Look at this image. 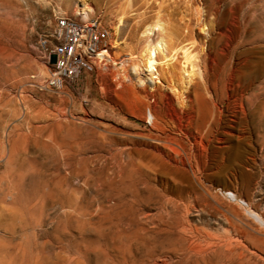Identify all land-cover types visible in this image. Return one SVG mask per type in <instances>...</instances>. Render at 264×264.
Listing matches in <instances>:
<instances>
[{
    "label": "rangeland",
    "instance_id": "374dc122",
    "mask_svg": "<svg viewBox=\"0 0 264 264\" xmlns=\"http://www.w3.org/2000/svg\"><path fill=\"white\" fill-rule=\"evenodd\" d=\"M196 1L0 0V264H264V230L236 220L220 194L246 198L241 177L250 172L248 199L264 217V0H205L211 12L219 8L221 23L228 24L230 13L238 19L210 43L212 64L198 90L208 106L203 130L231 138L207 158H192V169L170 166L155 150L162 137L145 122L149 103L159 115L165 102L180 107L172 90L179 63L162 72L158 96L149 100L117 88L113 72L99 67L64 94L35 88L48 75L52 58L42 41L58 17L98 22L119 62L142 49L141 34L154 21L164 23L171 44L184 22L195 24ZM241 134L251 167L240 168L228 151Z\"/></svg>",
    "mask_w": 264,
    "mask_h": 264
},
{
    "label": "bare ground",
    "instance_id": "6f19581e",
    "mask_svg": "<svg viewBox=\"0 0 264 264\" xmlns=\"http://www.w3.org/2000/svg\"><path fill=\"white\" fill-rule=\"evenodd\" d=\"M192 1V0H191ZM197 9L195 15V24L192 21L184 22V24L175 30V35H173L174 41L170 44L169 33L164 23L159 20L154 21L152 24L147 25L142 32V39L144 41V46L138 53H128L126 58L121 61H117L107 52V58L104 59V65L96 62V68H104L106 70L112 71L114 74V79L117 88L121 90H129L135 95H144V98L150 99L152 94L155 96L158 93V85L161 83V76L163 71L173 68L175 62L180 65V76L179 82L173 87V92L175 96L178 97L180 102L179 108H174L171 106L170 101L164 103L165 106L159 112L160 115L155 111V108L151 103L146 107L145 122L149 126L150 130H153L161 138H158V143L155 146V150L163 154L169 165L173 166H186L188 165L191 169L193 168L192 158L202 157L207 158L209 151L217 152L224 149L222 145L229 143L231 138V132H227L226 136L217 135L211 136L210 128L207 127L205 131L201 126V121L203 118L204 110L208 107L205 98L199 94L198 90L202 87L206 80L207 70L210 67L212 53L210 43L214 40H220L227 36L230 32L231 27H236L238 25V19L235 15L230 13L228 18V24H223L220 22V10L219 8L211 12L207 7H205V0H197ZM85 7V5H84ZM88 9V8H86ZM87 11V10H86ZM88 12V11H87ZM87 12L76 11L74 15L86 17ZM189 20V19H187ZM191 20V19H190ZM197 27L200 31L205 33V36H201V33L196 32L194 27ZM174 33V32H173ZM171 38V37H170ZM214 45V44H213ZM214 51V50H213ZM230 53V52H228ZM217 54V52H216ZM219 54H217L218 56ZM220 56V55H219ZM232 56V54H231ZM224 59L226 58L223 56ZM222 57V58H223ZM229 57V56H228ZM227 57V58H228ZM235 57V55H234ZM214 58V57H213ZM220 58V57H219ZM216 60V59H215ZM223 60V59H222ZM229 60V58H228ZM231 60V59H230ZM217 61V60H216ZM218 62V61H217ZM230 62V61H229ZM212 64V63H211ZM220 64V63H219ZM236 64V63H235ZM225 65V64H224ZM228 66V65H227ZM217 69V66H215ZM220 67V66H219ZM225 67V66H223ZM212 68V67H211ZM224 69V68H223ZM237 70V69H236ZM210 71V70H209ZM213 73V70H212ZM210 73V74H212ZM236 74V73H235ZM225 75V74H224ZM235 76V75H234ZM210 78V77H209ZM223 77H221L222 79ZM236 78V77H235ZM237 79V78H236ZM234 80V79H233ZM231 81V80H230ZM240 80H238L239 83ZM221 82V81H220ZM235 82V81H234ZM178 87V88H177ZM205 87V86H204ZM234 88H232L233 90ZM206 90V89H205ZM177 91V92H176ZM215 91V90H214ZM207 92V91H206ZM217 92V90H216ZM230 92V91H229ZM222 93V92H221ZM207 94V93H206ZM225 94V93H222ZM229 94V93H228ZM153 95V96H154ZM164 95V94H161ZM232 95V94H231ZM237 94H235L236 96ZM233 96V95H232ZM243 96V94H242ZM211 97V96H210ZM223 97V96H222ZM155 98V97H154ZM165 98V96H164ZM166 96V99H169ZM208 98V97H207ZM212 98V97H211ZM214 98V97H213ZM217 98V97H216ZM215 98V99H216ZM225 97H223L224 99ZM247 98V97H245ZM172 99V98H170ZM169 99V100H170ZM221 98V100H223ZM236 99V98H235ZM229 100V99H228ZM238 100V99H237ZM173 101V99H172ZM245 101V100H244ZM232 102V101H230ZM217 103V102H216ZM235 103V102H234ZM242 103V102H241ZM243 104V103H242ZM212 111L216 109V106L212 104ZM231 105V104H230ZM229 105V106H230ZM236 105V104H234ZM232 105V106H234ZM228 106V107H229ZM244 106V105H243ZM239 107V105H238ZM246 107V106H245ZM160 108V107H159ZM219 108V107H218ZM227 108V107H226ZM236 108V107H235ZM246 109V108H245ZM25 110V109H24ZM210 110V109H209ZM210 110V111H211ZM223 110V109H222ZM221 110V111H222ZM236 110V109H235ZM218 109V112H221ZM240 111V110H239ZM238 112V111H237ZM216 113V112H215ZM241 113V112H240ZM35 114V113H34ZM208 114V113H206ZM214 114V113H213ZM219 114V113H217ZM222 114V113H221ZM237 114V113H236ZM249 114V113H248ZM37 115V114H35ZM39 115V114H38ZM41 115V114H40ZM212 115V114H211ZM210 115V116H211ZM216 115V114H215ZM217 116V115H216ZM220 116V115H219ZM208 117V115H207ZM215 118V117H214ZM217 118V117H216ZM164 119H169L172 122L173 129L168 127ZM211 118H208V121ZM213 119V118H212ZM219 119V118H218ZM216 119V121L218 120ZM250 119V118H249ZM206 121V119H204ZM221 119H219L220 121ZM215 121V120H214ZM168 122V121H167ZM218 122V121H217ZM227 122V121H226ZM208 123V122H207ZM206 123V124H207ZM212 123V121H211ZM214 123V122H213ZM231 123V122H230ZM233 123V122H232ZM237 123V122H235ZM249 123V122H248ZM202 124H205L204 122ZM221 125V124H220ZM229 125V124H228ZM250 125V124H249ZM210 126V125H209ZM248 126V125H247ZM218 127V126H216ZM231 127V126H230ZM229 127V128H230ZM251 127V126H250ZM205 128V127H204ZM227 128V126L225 127ZM241 128V127H240ZM239 128V129H240ZM231 129V128H230ZM249 129V128H248ZM247 129V130H248ZM252 129V128H251ZM173 130V131H172ZM242 130V129H241ZM250 130V129H249ZM175 131L176 135H173ZM219 131V130H218ZM234 131V130H233ZM216 132V131H215ZM238 132V131H237ZM247 132V131H246ZM174 133V134H175ZM217 133V132H216ZM258 133V132H257ZM256 133V134H257ZM213 134V131H212ZM220 134V133H219ZM251 134V133H250ZM242 135V134H241ZM153 136V135H151ZM233 135L232 137H234ZM255 136V135H254ZM258 137V135H257ZM256 137V138H257ZM263 137V136H262ZM247 138V137H246ZM246 138L242 135L238 137L237 144L230 146V157L232 159H237L240 161V168L244 166L251 167L254 163L253 159L249 163L244 160L245 153L249 152L246 150ZM261 138V137H260ZM249 139V137H248ZM261 138L260 140H262ZM215 140L218 143L217 147L212 146V141ZM251 139H249L250 141ZM236 141V140H235ZM154 142V141H153ZM252 142V141H251ZM151 143V142H150ZM157 143V142H156ZM231 143V142H230ZM236 143V142H235ZM256 144V142H255ZM260 144V142H259ZM248 146V145H247ZM259 146V145H258ZM261 146V145H260ZM250 147H252L250 145ZM255 147V146H254ZM129 148V147H128ZM253 148V147H252ZM251 148V149H252ZM250 149V148H249ZM256 149V147H255ZM260 149V147H259ZM130 150V149H129ZM152 150V149H151ZM254 150V149H253ZM257 150V149H256ZM262 150V148H261ZM264 150V149H263ZM262 150V151H263ZM188 151V154L185 153ZM247 151V152H246ZM132 152V151H131ZM252 152V151H251ZM186 158L183 157L184 154ZM253 153V152H252ZM131 156V154H129ZM228 155V154H227ZM250 155V153H249ZM253 155V154H251ZM257 155V154H256ZM147 156V155H146ZM156 156V155H155ZM216 156V155H215ZM223 156V155H222ZM255 156V155H253ZM260 156V155H259ZM212 157V156H211ZM218 157V156H217ZM256 157V156H255ZM262 157V156H261ZM153 158V157H152ZM215 158V157H214ZM225 158V157H224ZM141 159V158H140ZM227 159V158H225ZM256 159V158H255ZM138 160V159H137ZM159 160V159H158ZM195 160V159H194ZM207 160V159H205ZM214 160V159H213ZM222 160V159H221ZM224 160V159H223ZM260 160V157H259ZM197 161V160H195ZM200 161V160H199ZM202 161V160H201ZM216 161V160H215ZM219 161V160H218ZM207 161L202 162V167L206 165ZM211 162V161H210ZM225 162V161H224ZM230 159L226 161L229 164ZM253 162V163H252ZM256 162V161H255ZM166 163V162H165ZM195 163V162H194ZM198 163V162H197ZM196 163V165H197ZM209 163V162H208ZM215 164V163H214ZM218 164V163H217ZM221 164V163H220ZM223 164V163H222ZM255 164V163H254ZM257 164V163H256ZM258 165V164H257ZM256 165V166H257ZM199 166V163H198ZM216 166V165H215ZM231 166V165H230ZM195 167V166H194ZM225 167V164L223 165ZM177 168V167H176ZM199 168V167H198ZM196 167V169H198ZM226 168V167H225ZM239 168V169H240ZM246 168V167H245ZM156 169V168H155ZM224 169V168H223ZM234 169V168H233ZM260 169V168H259ZM258 169V170H259ZM182 170V169H181ZM232 170V169H231ZM249 170V169H248ZM158 171V170H157ZM189 171V170H188ZM203 171V170H202ZM201 171V172H202ZM223 171V170H222ZM226 171V170H225ZM262 171V170H260ZM156 172V171H155ZM193 172V171H192ZM198 172V171H197ZM200 172V174H201ZM224 172V171H223ZM232 172V171H230ZM243 172V171H241ZM258 172V171H257ZM154 173V171H153ZM203 173V172H202ZM259 173V172H258ZM155 174V173H154ZM193 174V173H192ZM172 175V174H171ZM190 175V174H189ZM186 175L187 177L189 176ZM185 176V177H186ZM263 176V175H262ZM155 177V176H154ZM191 177V176H189ZM197 177V176H196ZM201 177V176H200ZM158 178V177H157ZM161 178V176H160ZM172 178V177H171ZM170 178V179H171ZM213 178V177H212ZM215 178V177H214ZM244 182V189L246 198L242 199L234 192L222 191L220 194L229 202L230 206L233 208V217L239 222H243L241 217L250 220L254 225H256V231L264 230V217L257 211L256 204L252 203L248 199L251 190V183L253 181V175L245 171L241 177ZM166 179V178H165ZM168 179V178H167ZM174 179V178H172ZM179 179V178H178ZM177 181L179 182L180 180ZM184 179V178H183ZM194 179V178H193ZM255 179V178H254ZM161 180V179H160ZM262 180V177H261ZM163 181V180H162ZM172 181V180H171ZM175 181V180H174ZM192 181V179H191ZM186 182V181H185ZM258 182V181H257ZM256 182V183H257ZM262 182V181H261ZM166 183V182H165ZM173 183V181H172ZM175 183V182H174ZM173 183V184H174ZM183 183V182H181ZM190 183V182H189ZM195 183V182H194ZM204 183V182H203ZM187 184V183H186ZM198 184V183H197ZM175 185V184H174ZM192 185V184H191ZM255 185V184H254ZM169 185H167L168 187ZM173 186V185H172ZM186 186V185H185ZM210 186V185H209ZM166 187V188H167ZM174 187V186H173ZM190 187V186H189ZM188 187V188H189ZM194 187V186H193ZM192 187V188H193ZM204 187V186H202ZM177 188V187H176ZM178 189V188H177ZM187 190V189H186ZM219 190V189H218ZM185 191V189H184ZM190 192V190H188ZM187 191V192H188ZM182 192V191H180ZM256 194V193H255ZM242 195V194H241ZM264 195V194H263ZM215 196V195H214ZM212 197V196H211ZM251 197V196H250ZM256 198V197H254ZM215 199V198H213ZM262 200V199H261ZM256 203V202H255ZM258 203V201H257ZM177 207V206H176ZM193 208V207H192ZM230 208V207H229ZM260 210V209H259ZM187 211V210H186ZM230 220V219H228ZM214 223V222H213ZM243 224V223H242ZM236 226V225H235ZM234 226V227H235ZM250 226V225H249ZM240 228L239 226H237ZM242 228V227H241ZM249 228V227H248ZM251 228V227H250ZM234 229V228H233ZM233 231V230H232ZM240 231V230H239ZM231 232V231H230ZM234 232V231H233ZM211 233V232H210ZM218 233V232H217ZM236 233V232H235ZM193 234V233H192ZM206 234V233H205ZM208 234V233H207ZM264 234V233H263ZM209 235V234H208ZM198 236V234H197ZM213 236H216L215 234ZM220 236V235H219ZM199 237V236H198ZM201 237V236H200ZM205 237V236H204ZM206 238V237H205ZM208 238V237H207ZM206 238V239H207ZM214 238V237H213ZM212 238V239H213ZM227 238V237H226ZM229 238V237H228ZM227 238V239H228ZM264 238V237H262ZM199 239V238H197ZM209 239V238H208ZM207 239V240H208ZM211 239V238H210ZM223 239V238H222ZM221 239V240H222ZM234 239V238H232ZM251 239V238H250ZM254 239V238H253ZM258 239V238H257ZM205 240V241H207ZM216 240V239H215ZM219 240V239H218ZM217 240V241H218ZM236 240V239H235ZM259 240V239H258ZM261 241V240H260ZM204 242V240H203ZM236 242V241H234ZM241 242V241H240ZM258 242V241H257ZM262 242V241H261ZM194 243V241H193ZM206 243V242H205ZM216 243V242H215ZM215 243L214 246L216 245ZM231 243V242H230ZM248 243V241H247ZM209 244V243H208ZM225 244V243H224ZM229 245V243H226ZM241 244V243H240ZM249 244H251L249 242ZM255 244V243H254ZM263 244V243H262ZM219 245V243L217 244ZM223 245V244H221ZM219 245V246H221ZM239 245V242H238ZM252 245V244H251ZM261 245V244H260ZM209 246V245H208ZM211 246V245H210ZM209 246V247H210ZM232 246V245H231ZM262 246V245H261ZM208 248L207 246H205ZM212 247V246H211ZM210 247V250L213 248ZM224 246L223 248H225ZM230 247V246H229ZM233 247V246H232ZM240 248V246H239ZM238 248V249H239ZM218 249V248H217ZM227 249H229L227 247ZM231 249V247H230ZM246 249V248H245ZM248 250V249H247ZM217 251V250H216ZM215 251V254H216ZM228 251V250H227ZM206 252V251H205ZM224 252V250L222 251ZM243 252V251H242ZM212 253V251H211ZM209 253V254H211ZM214 253V251H213ZM230 253V252H229ZM228 253V254H229ZM239 254V252H237ZM213 254V255H215ZM225 254V253H224ZM204 255V254H203ZM206 256V255H205ZM210 256V255H209ZM244 256V253H243ZM247 256V255H246ZM198 257V256H197ZM208 257V256H207ZM233 257V256H231ZM235 257V256H234ZM199 258V257H198ZM202 258V257H201ZM245 258V257H244ZM208 260V259H207ZM243 260V259H242ZM162 262V261H161ZM241 262V261H240ZM249 262V261H248Z\"/></svg>",
    "mask_w": 264,
    "mask_h": 264
},
{
    "label": "built area",
    "instance_id": "2783aa9c",
    "mask_svg": "<svg viewBox=\"0 0 264 264\" xmlns=\"http://www.w3.org/2000/svg\"><path fill=\"white\" fill-rule=\"evenodd\" d=\"M108 39V31L96 21L58 17L51 34L42 41L52 60L47 77L35 84L36 90L64 94V90L72 87L82 74L93 72L96 62L104 65Z\"/></svg>",
    "mask_w": 264,
    "mask_h": 264
}]
</instances>
